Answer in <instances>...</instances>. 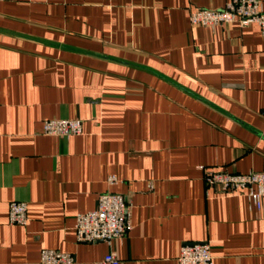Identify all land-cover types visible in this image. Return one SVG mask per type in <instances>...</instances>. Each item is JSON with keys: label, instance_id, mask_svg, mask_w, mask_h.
<instances>
[{"label": "crops", "instance_id": "1", "mask_svg": "<svg viewBox=\"0 0 264 264\" xmlns=\"http://www.w3.org/2000/svg\"><path fill=\"white\" fill-rule=\"evenodd\" d=\"M225 1L0 0V264H41L43 249L177 264L194 242L213 264H264V218L202 179L264 172V38L188 19ZM52 118L82 134L44 135ZM108 191L128 198L129 229L78 243L75 215ZM12 201L25 226L8 223Z\"/></svg>", "mask_w": 264, "mask_h": 264}, {"label": "built area", "instance_id": "2", "mask_svg": "<svg viewBox=\"0 0 264 264\" xmlns=\"http://www.w3.org/2000/svg\"><path fill=\"white\" fill-rule=\"evenodd\" d=\"M189 23L204 27H216L237 23L241 27L257 25L264 38V9L261 0H226L219 9L198 8L189 11ZM44 135L71 137L83 131L81 119H46L43 121ZM203 183L207 189L218 190L228 195H243L257 218H264V172L229 173L204 167ZM115 183L113 176L107 179ZM130 202L122 194L111 191L98 196L94 209L75 215L74 231L78 243L103 242L112 245L129 229ZM7 219L10 225L25 226L26 205L12 201L8 205ZM41 264H74L72 254L43 249L39 253ZM177 264H213L210 247L206 242L185 243L180 247ZM119 258L109 251L98 264H119Z\"/></svg>", "mask_w": 264, "mask_h": 264}]
</instances>
